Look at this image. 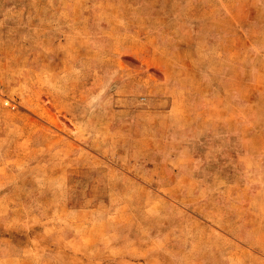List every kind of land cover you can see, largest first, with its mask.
<instances>
[{
    "label": "rangeland",
    "instance_id": "rangeland-1",
    "mask_svg": "<svg viewBox=\"0 0 264 264\" xmlns=\"http://www.w3.org/2000/svg\"><path fill=\"white\" fill-rule=\"evenodd\" d=\"M0 264H264V0H0Z\"/></svg>",
    "mask_w": 264,
    "mask_h": 264
},
{
    "label": "crops",
    "instance_id": "crops-1",
    "mask_svg": "<svg viewBox=\"0 0 264 264\" xmlns=\"http://www.w3.org/2000/svg\"><path fill=\"white\" fill-rule=\"evenodd\" d=\"M181 158H184V157H182L181 155H177V159L176 160H180ZM195 158L196 157L190 155L188 157V161L192 162L193 160H195Z\"/></svg>",
    "mask_w": 264,
    "mask_h": 264
}]
</instances>
